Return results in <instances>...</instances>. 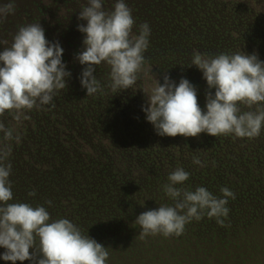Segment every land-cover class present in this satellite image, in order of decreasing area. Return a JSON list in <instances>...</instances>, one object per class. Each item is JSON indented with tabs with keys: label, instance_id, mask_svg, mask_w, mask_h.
I'll use <instances>...</instances> for the list:
<instances>
[{
	"label": "trees",
	"instance_id": "trees-1",
	"mask_svg": "<svg viewBox=\"0 0 264 264\" xmlns=\"http://www.w3.org/2000/svg\"><path fill=\"white\" fill-rule=\"evenodd\" d=\"M80 2L65 0L64 6H80ZM124 2L129 7L128 0ZM82 4L86 5L87 0ZM103 8L106 11L112 9L108 0H103ZM68 9L71 19L81 11ZM131 10L135 12L136 8ZM140 11L151 14L154 25V8L146 9L141 4ZM134 20L139 35L140 23L137 21L144 20ZM79 24L86 26L79 22L71 29L66 28L67 33L78 36L76 42L79 38L85 39L78 31ZM147 24L150 27L149 46L144 53L145 63L138 73L137 82L140 83L136 89L145 102L148 95L144 86L149 83L154 87L157 76L162 85L167 74L177 85L182 78L187 79L196 88L201 110L206 112V94L211 91L214 96L215 89H208L203 73L192 64L194 51L211 57L222 53H256L264 62L263 22L230 27V30L236 28L234 38L239 49L225 42L227 35H222L224 32L212 30L203 36H189L197 45L191 52L171 46L173 40L184 44L187 39L182 35L167 36L166 31H162L165 36L154 39V28ZM220 38L221 41L215 40ZM214 41H217L218 50L215 47L208 49L209 43ZM81 48L77 43V53ZM62 60L65 62L66 59L62 57ZM110 72V66L105 62L96 67L95 76L100 85H111ZM240 107L242 111L256 108ZM135 113H132L131 125H126L128 112L122 113L123 119L118 120L110 112L107 98L97 94L86 99L55 95L51 104L26 112L27 116L36 119L47 118L48 124L44 127L36 124L31 128L28 119L17 122L7 113L0 117L6 127L14 128V135L21 138L19 143L11 142L13 150L8 162L12 165L9 180L13 199L9 203L37 207L44 200L48 206L45 208L51 213L50 219H68L81 229L83 235L108 248L106 264H264L263 203L257 207L240 206L241 197H247L252 186L264 184V127L258 137L251 139L234 134L213 137L207 133L198 137H168L157 135L144 111L136 109ZM19 123L22 127L16 126ZM70 131L76 133L67 134ZM2 137L3 133H0V139ZM101 157L110 162V167L103 172L94 169ZM194 158H199L203 166L194 164ZM177 168L190 173L183 185L189 190L196 189L190 179L205 174L209 183L200 187L217 197H222L220 190L225 187L235 194V199H229L226 205L229 208L227 218L221 217L224 226L205 214L201 220L187 224L180 236L157 234L142 238L141 226L134 220L148 210L173 205L163 186ZM210 176L224 179L212 183L214 179ZM32 192L35 195L30 196ZM148 203L152 206L154 203V207H148ZM1 251L3 248H0V256ZM0 264L11 262L0 259Z\"/></svg>",
	"mask_w": 264,
	"mask_h": 264
},
{
	"label": "clouds",
	"instance_id": "clouds-1",
	"mask_svg": "<svg viewBox=\"0 0 264 264\" xmlns=\"http://www.w3.org/2000/svg\"><path fill=\"white\" fill-rule=\"evenodd\" d=\"M15 8V0L0 4V23L14 14ZM78 19L87 21L86 26L78 25L85 39L84 50L76 56L86 66L80 83L87 96L103 91L95 76L96 66L102 62L110 66L113 91L135 85L149 46V25H140L139 35H134L135 20L124 0H117L112 11L104 10L103 0H87ZM0 43L7 45L8 42ZM62 57L63 48L58 42L50 43L46 39L40 23L21 26L11 46L3 47L0 52V117L7 113L21 122L29 118L26 112L51 104L54 96L67 88L66 81L71 77ZM192 64L203 73L208 89H215V94L211 91L206 94L204 112L199 106L196 88L187 79L182 78L178 85L167 74L162 85L155 79L147 106L142 110L157 135L187 138L207 133L213 137L229 134L240 138L258 137L264 127V62L258 55L236 52L211 57L194 52ZM240 105L256 108L242 111ZM14 131L0 120V133H3L0 139V248L6 250L0 259L11 264L17 261L21 264L24 261L106 264L108 248L83 235L68 219L50 222L49 212L43 206L33 208L26 203H9L13 199L9 180L12 165L8 162L13 150L11 142L19 143L21 139ZM193 163L203 166L199 158H194ZM189 177L190 173L183 168L168 176L163 191L173 205H161L136 218L142 238L157 234L180 236L187 224L201 220L205 214L224 226L221 217L227 218L226 205L229 199H235V194L226 187L220 190L222 197L204 187L189 190L183 186Z\"/></svg>",
	"mask_w": 264,
	"mask_h": 264
},
{
	"label": "rangeland",
	"instance_id": "rangeland-1",
	"mask_svg": "<svg viewBox=\"0 0 264 264\" xmlns=\"http://www.w3.org/2000/svg\"><path fill=\"white\" fill-rule=\"evenodd\" d=\"M79 1H82L83 3V1L85 2L86 0H79ZM108 1L110 6L112 7V9L108 11L114 10L113 1L112 0H108ZM168 1L170 2V4L174 3L172 5V9L169 10L172 11V13L178 14V12H176L178 11L176 7L180 3V5L182 4L185 9H188V11L189 10L194 11L193 18H191L192 17L191 15H189L188 17H190L191 19H195V18L199 19L200 24L202 23L205 27L212 30H217L218 28L223 27L222 30L225 31V26L227 28H230L232 26L236 27L242 25L241 27H243V25L245 24L249 25L251 23H254L255 21L259 25L262 22L264 23V20H262L264 19V0H168ZM7 2L8 0H0V4H4ZM15 2H16V8L14 14H10L3 23H0V42L2 41L8 42L7 45L0 43V52L3 51V47L11 46V43L13 42V37L18 32L21 26H26L32 23H40L41 27L45 31L46 39L50 43L58 42L60 46L63 48V52H64L63 59L65 58L67 60V61L65 60V62L63 63L66 65V71L70 72L71 76H73L72 79L66 81L67 88L60 90L56 95H62L63 97L65 98L68 97L69 99H86L87 97L92 98L93 95L97 94V96L99 97L107 98L108 104L110 105V112L112 114H115L118 120L123 119L122 113L128 112L126 125H131V122H133L132 118H134V115L132 116V113L134 114L136 109L142 112L143 111L142 109L147 106V101L146 102L145 100L143 101V96H141L139 93L138 95L136 91L137 86L140 82H137V84H135L136 88L133 86L134 91H136V93L130 89L127 90L118 89L117 91H113L110 85H104V86L101 85L103 89L102 92H97L96 94L87 96L86 89L82 88L81 86L80 77L84 67L86 66L81 65L76 59L78 51H76L75 46L77 43H79V45L82 46V48L79 50V53L82 52L84 50V45H83L84 38L81 39L79 38V40H77L76 42L75 39L78 36H76V34L67 33L66 28L68 27V29H71L74 23L78 24L79 22H83L87 24V21H81L78 19L79 14L75 15L71 19L72 14L68 13L69 10L68 8H72L71 9L72 11H78V9L82 10V8L87 6V4L83 5L80 2V6H75L73 4L71 7L70 5L68 7H65L64 6L65 0H15ZM151 2L152 0H144L142 6L146 7V9H150ZM59 6L61 10H59ZM141 13L147 14V16L143 17ZM132 14H135L134 18L143 19L145 22L150 23L151 26L154 28V25L151 23L152 21L151 14L147 13V11L142 12L138 8L136 9L135 12L132 11ZM145 18H149L151 20H147ZM154 18L156 17L154 16ZM254 18L258 20H255ZM144 21H142L140 25L145 24ZM137 23H139V21H137ZM207 28L205 30H208ZM157 31H160V29H157ZM257 32L259 33L260 30L257 29ZM136 33L137 30L134 26L133 34L137 35ZM226 41L229 43L232 42L230 35L226 36ZM211 44L213 46H216L215 47L216 49L219 47L217 41H214V43ZM257 45H255L254 48H257ZM0 66H2V64H0ZM148 78L149 76H147V79ZM77 79L79 80V82H77ZM156 80L159 81L158 76ZM149 85L150 84L147 83V86H144V89L147 92L148 96L150 95L151 92L150 89H152L153 87ZM118 101H120V103ZM120 110L122 113L120 112ZM28 117H29L28 123L30 124L31 128H33V126L36 124L39 127H44L46 124H48L47 118L36 119L32 115H29ZM21 125L22 124L19 123L16 126L22 127ZM74 133H76V131H70L67 134L72 135ZM109 164L110 162L109 160H107V158L101 157L99 158L98 164L94 166L95 167L94 169H98L99 171L103 172L105 169H108L110 167ZM210 177L214 179L212 183H215V181L217 180L224 179V178H215L213 176ZM190 181L191 184L194 186V188H197L200 187L201 184L209 183V177H206L205 174H202L198 178H191ZM152 189H154V183ZM261 203H263V207H264V184H258L252 186L249 192L247 193V197L245 198L241 197L240 206L257 207ZM41 205L43 207H48L44 202V200L42 201V204L40 202V206ZM147 206L154 207V203L153 206L150 205V203H148ZM62 207H66V206L63 205ZM48 212L49 215H51L50 211ZM51 221H55V220L52 218L50 219V222ZM82 225H84V223L81 224L80 226ZM36 243H39V238H37ZM38 246L39 244L37 245V247ZM3 250H4L3 252L1 251V255H3V253L6 251L4 248ZM31 251L32 250H30V253ZM16 264H21V262L17 261ZM22 264H32V262L24 261L22 262Z\"/></svg>",
	"mask_w": 264,
	"mask_h": 264
},
{
	"label": "flooded vegetation",
	"instance_id": "flooded-vegetation-1",
	"mask_svg": "<svg viewBox=\"0 0 264 264\" xmlns=\"http://www.w3.org/2000/svg\"><path fill=\"white\" fill-rule=\"evenodd\" d=\"M128 2L130 3L129 8L133 9H140L141 4L144 2V0H128ZM181 2V1H180ZM151 6L150 8H154V16L156 18H154V39H156V37L158 36H165L163 34L162 31H166L167 36L170 34H178V35H182L184 38L187 39V41L183 44L181 41L178 40H173L171 42V46L173 48L176 49H181L184 50L183 48H185L186 50H188L189 52H191L192 50H194L197 45L194 44V42H192L193 40L189 39V36L191 38V36L193 35H206L209 31H212V29H209L207 27H205L202 23L200 24V20L195 18V19H191L194 16V11H188V9H185L183 7V5L179 3V5H177V10L176 12H178V14H174L172 13V11H169L170 9H172V5L174 4H170V2L168 0H152V2L150 3ZM154 4V7L152 6ZM137 14V13H136ZM141 15L143 17H146L147 14L141 13ZM189 15H191L192 17H188ZM142 21H140L139 23H141ZM190 22V23H189ZM230 22V21H229ZM217 26V25H216ZM205 27V28H204ZM220 27V25H219ZM208 30H205V29ZM157 29H160V31H157ZM223 29V27L218 28L217 32H220ZM230 30V28H227L225 26V31L222 30V32H224L222 35H230L232 42L229 43L226 41L225 38V42H227L229 45H233L234 48L239 49V46L237 47L238 42H236L235 40V30L236 28L230 30L229 32H226ZM215 40H220V39H215ZM238 40V38H237ZM212 42V41H210ZM214 43V42H213ZM204 46V45H203ZM216 46H213L211 43H209V48L208 49H212ZM206 48V47H204ZM218 50V48H217ZM195 52V51H194Z\"/></svg>",
	"mask_w": 264,
	"mask_h": 264
}]
</instances>
